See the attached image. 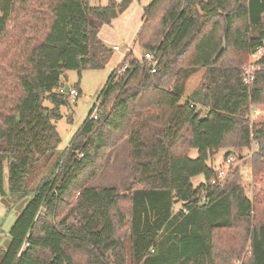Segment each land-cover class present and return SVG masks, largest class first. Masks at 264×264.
I'll use <instances>...</instances> for the list:
<instances>
[{
  "label": "trees",
  "instance_id": "1",
  "mask_svg": "<svg viewBox=\"0 0 264 264\" xmlns=\"http://www.w3.org/2000/svg\"><path fill=\"white\" fill-rule=\"evenodd\" d=\"M133 2L0 0V196L24 202L0 264H237L247 244L239 264H264V55L253 87L243 83L264 47V0H151L136 37L143 57L123 59L98 96L97 119L92 109L62 148L56 123L72 106L63 79L109 64L101 29ZM124 140L128 194L90 187ZM253 142V200L241 166L213 187L208 160ZM200 175L206 183L195 189Z\"/></svg>",
  "mask_w": 264,
  "mask_h": 264
},
{
  "label": "rangeland",
  "instance_id": "2",
  "mask_svg": "<svg viewBox=\"0 0 264 264\" xmlns=\"http://www.w3.org/2000/svg\"><path fill=\"white\" fill-rule=\"evenodd\" d=\"M118 1V0H117ZM121 1V0H119ZM108 0H93L90 5L92 7L104 6ZM151 0H135L133 4L134 10L129 14H123L115 20L111 26H105L101 30V38L104 40L108 47H112L114 44L118 46L119 51H114L113 56L109 64L101 70H86L79 75L77 71H69L66 73V78L63 79V83L70 88H74L79 84V88L82 91L81 96L78 98L76 105L71 107H65L62 109L63 119L56 123L57 130L62 136L63 144L62 148L69 146L72 136L81 128L84 121L88 117L93 106L97 104L98 96L106 85L112 72L121 64L123 59L130 53H133L136 58L141 59L144 52L136 43V35L142 26L141 18L143 17V6L149 4ZM138 9L140 11H138ZM264 20V19H263ZM249 63V61H248ZM247 63V64H248ZM246 64V65H247ZM245 65V66H246ZM244 66V67H245ZM205 70H200L197 74L192 76L186 85V94L184 99L197 90L202 82ZM46 106L50 107L49 103ZM255 110V108H253ZM209 112L208 109L202 110V117H205ZM250 121H254V113L250 112ZM72 120V121H71ZM251 148V147H250ZM227 150H220V152L212 159H209L207 164L210 167L218 168L220 166H227L225 162ZM242 155L245 156L242 161L243 166V185L246 187L247 196L253 200V190L250 189V178L252 174V159L247 155V150L242 151ZM247 155V156H246ZM199 157L198 150L194 149L190 153L191 159H197ZM129 146L128 141L124 140L119 146L111 150L104 161V169L100 175L91 182L90 187L97 188H116L120 194H128L130 180H129ZM43 168V162H39L35 166L34 173L37 174ZM7 180V173H6ZM206 180L203 175L197 176L192 179V184L195 189H198L201 185L205 184ZM264 186L261 185V188ZM258 189L260 187L258 186ZM24 202L21 201L14 205H6L0 196V248L6 247L9 242V230L15 222L18 214L22 210ZM182 204L176 206V210H179ZM249 244L243 253V256L237 264L245 261L247 256ZM127 248H129L127 246Z\"/></svg>",
  "mask_w": 264,
  "mask_h": 264
},
{
  "label": "built area",
  "instance_id": "3",
  "mask_svg": "<svg viewBox=\"0 0 264 264\" xmlns=\"http://www.w3.org/2000/svg\"><path fill=\"white\" fill-rule=\"evenodd\" d=\"M113 50L118 51V47H114ZM264 55V47L258 49L254 54H252L249 58V63L243 68V83L248 88H252L255 81H256V74L258 70H260V65L258 64V61L263 57ZM145 59L151 64V73H155V66L157 64V60L155 59V54H146ZM61 94H67L65 91V87H63L60 90ZM70 96V103L72 105H76L78 98L80 97V92L76 88H70V92L68 93ZM100 108V103L97 102L95 106H93L92 109H94V113L92 118L97 119L98 110ZM251 113H254V115H257V110L251 109ZM253 123V122H251ZM259 148V144L257 142H253L251 148L247 150V155L251 156V158L255 155ZM246 155V156H247ZM243 158H245L244 155H242V152H237L234 154H230L225 158V162L227 166H220L218 168H215L216 176L212 180L211 185L213 187H223L226 183V180L228 178V175L232 173L237 167H242V161ZM250 189H254V179L253 174H251L250 178Z\"/></svg>",
  "mask_w": 264,
  "mask_h": 264
},
{
  "label": "crops",
  "instance_id": "4",
  "mask_svg": "<svg viewBox=\"0 0 264 264\" xmlns=\"http://www.w3.org/2000/svg\"><path fill=\"white\" fill-rule=\"evenodd\" d=\"M91 1H93V0H89V3H91ZM116 1H117V0H116ZM118 2H120V1L118 0ZM134 3H135V0H134L133 4H134ZM133 4L130 6V8L128 9V11H129L130 9H131L130 12H132V11L134 10ZM147 5H148V4H147ZM145 6H146V5H145ZM145 6H143V9H144ZM128 11L125 13L126 15L129 14ZM138 11H140V10L138 9ZM123 16H124V15H123ZM120 18H121V19H118V20H124L122 16H121ZM263 19H264V17H263ZM141 21L143 22V17L141 18ZM263 21H264V20H263ZM101 30H102V29H101ZM139 30H140V29H139ZM138 32H139V31H138ZM138 32H137V34H138ZM100 37H102V36H101V32H100ZM136 37H137V35H136ZM101 39H102V38H101ZM102 41L104 42L103 39H102ZM104 44H105V42H104ZM105 45H106V44H105ZM114 47H118V46L114 44L112 47H109V48L112 49V51L114 52V51H115V50H113ZM118 51H119V50H118ZM256 110H257V109H256Z\"/></svg>",
  "mask_w": 264,
  "mask_h": 264
},
{
  "label": "water",
  "instance_id": "5",
  "mask_svg": "<svg viewBox=\"0 0 264 264\" xmlns=\"http://www.w3.org/2000/svg\"><path fill=\"white\" fill-rule=\"evenodd\" d=\"M65 91L67 94L70 92V87L68 85H65Z\"/></svg>",
  "mask_w": 264,
  "mask_h": 264
}]
</instances>
